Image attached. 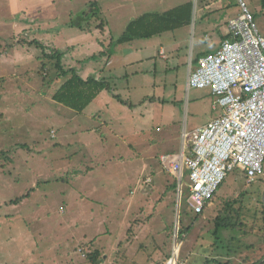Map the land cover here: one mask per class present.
Segmentation results:
<instances>
[{
	"label": "rangeland",
	"instance_id": "1",
	"mask_svg": "<svg viewBox=\"0 0 264 264\" xmlns=\"http://www.w3.org/2000/svg\"><path fill=\"white\" fill-rule=\"evenodd\" d=\"M158 1L163 4L159 6ZM190 1V23L144 39L141 43L146 46L134 52L133 60L139 62L127 68L128 77L111 83L116 95L130 101V108L108 97L110 104L92 103L77 113L47 102L44 96L15 94L16 89L27 87L30 77L7 82L12 93L0 94V148L8 151V158L0 154V264H89L85 254H79L81 247L104 253L100 264H161L175 244L182 264H238L239 257H252L264 246L255 235L244 236L236 229H219L215 235L212 222L222 207L236 201L233 208L242 209L247 227L261 229L264 174L247 184L239 170L230 172L203 214L197 216L188 204L187 171L180 193L178 186L175 191L170 188L176 179L160 163L162 155L181 152L185 133L190 145L192 132L220 112L212 109L216 98L209 89L187 90L186 84L189 66L196 65L192 60L200 52L218 49L219 35L214 28L225 14L214 9L202 14L196 10L202 0ZM90 2L93 0H60L63 15L69 13L61 19L82 21ZM98 2L108 26L106 37L98 35L93 28L96 23L91 22L89 31L81 34L73 28L75 35L58 45L97 74L106 58L88 57L97 52L104 38L107 53H117L118 45L109 46L110 39L119 37L130 21L145 12L162 13L175 4L173 0ZM245 2L264 37L259 0ZM19 33L20 37L10 38L11 34L6 41L20 40L26 43L24 52L40 57L42 49L32 41L43 34L21 30L13 34ZM157 41L175 42L177 51L168 60L150 58L156 54L152 45ZM119 56L132 60L124 53ZM40 58H27L26 68L33 69L34 83L51 97L63 78L54 77L58 72L53 65ZM37 60L47 67L42 73L35 71L41 65ZM135 71L138 75L132 76ZM44 73L49 74L48 82ZM134 81L136 87L131 86ZM184 227L190 231L179 240L178 230ZM250 244L254 250L246 247ZM246 259L249 264L250 258Z\"/></svg>",
	"mask_w": 264,
	"mask_h": 264
},
{
	"label": "built area",
	"instance_id": "2",
	"mask_svg": "<svg viewBox=\"0 0 264 264\" xmlns=\"http://www.w3.org/2000/svg\"><path fill=\"white\" fill-rule=\"evenodd\" d=\"M234 1L239 13L227 22L226 38L214 53L189 66L186 84L187 90L209 89L216 98L212 108L220 112L192 132L190 145L188 134L183 135L179 154L160 157L180 193L187 171L188 204L194 214L202 213L230 172L239 170L247 184L264 174V37L245 0ZM178 250L175 244L164 264H182Z\"/></svg>",
	"mask_w": 264,
	"mask_h": 264
},
{
	"label": "crops",
	"instance_id": "3",
	"mask_svg": "<svg viewBox=\"0 0 264 264\" xmlns=\"http://www.w3.org/2000/svg\"><path fill=\"white\" fill-rule=\"evenodd\" d=\"M65 1H68V0H65ZM94 1L98 2L99 0H93V2ZM142 1L148 2L149 0H142ZM173 3L175 4H173L171 8H169L166 11L180 7L181 5H185L187 3L192 4L190 0H183L181 2L180 0H173ZM157 4L161 6L163 3L162 1H158ZM66 6L67 4L64 3V7ZM100 7H101V14H103L104 9L101 5ZM233 7L235 8L233 9ZM61 9H62V6L60 3V0H0V94L4 93L5 95H7L8 92L9 94L12 93L11 91L12 89L9 88L11 83L8 84L7 82L13 81L14 79H20V80L25 81L27 78L29 77L31 78L30 75H32L33 69L26 68L27 63H28L26 59L27 58L38 59L41 57V56L40 57L36 56V54L34 56L31 52H28V53L24 52L23 49L25 46L23 45H25L26 43L24 44V42L20 40H17V41L12 40L11 42L6 41L7 39L6 37H8L11 34L13 36L12 37L9 36L10 38L20 37L19 36L20 33L14 36L13 33H15L16 30H21V33H25L26 31L31 33L34 31L35 33L38 34V36L43 34L42 38L40 37L38 41H35V40L34 41L39 43L41 46L45 47L46 53H49L51 49H56L62 52L64 55L62 63L65 69H74L77 72L78 76H80L83 80L93 77L96 80H104L111 84L113 83V81L115 82L117 80L127 78L128 77L127 68L139 62L137 59L133 60V54L136 51L137 52L141 51V49L146 46V44L141 43L143 39L134 40L126 44L118 45L117 48H119L120 50L119 52L113 53L110 56H104L106 58V63L103 69L100 70L99 74H97V72L94 69L91 70V67H88L81 60H76L75 58H72V56L68 54L67 52L69 49L66 48L65 51L60 50L58 47L59 43L66 39H70L72 36L75 35V33H73L75 32L73 31L74 29L68 26L70 21L68 20L64 21L61 19V16H68L69 13L63 15V12ZM64 9L66 10V8ZM212 9H214V11L218 14H221L224 12L226 16V18H224L225 16H223L217 23V27L214 28V31L219 35V45H220L221 41L224 40L225 39L224 37H226L227 35V22L230 19L236 17L239 13V10L234 0H202L196 6L197 12H200L202 14H204L205 11H210ZM145 13H158V12H145ZM228 13L230 14L228 15ZM93 28L95 29V26ZM105 28L108 31V26H106ZM180 28H177L174 31H177ZM95 30L98 32L97 29ZM174 31H171V32H174ZM82 32L84 31L78 30V33L82 34ZM166 33H170V32H165L159 36H162ZM98 35H99V32H98ZM106 40H103L105 41V44H107ZM97 47H98L97 52H92V54L88 57V59H96L93 57L103 51L100 43L97 45ZM62 48H65V47L62 46ZM174 49H175V42L170 43V44L169 43L163 44L162 41L161 42L157 41L156 44L152 45V50L155 51L156 54L155 55L151 54L150 58H159L163 60H168L169 54L174 55L175 51H177ZM122 53L126 55L124 57L131 56L132 60L126 61L124 60L125 58L123 57L122 58L120 56L117 57L119 54H122ZM206 54H210V53L200 52V54H198L195 57V59L192 60V63L196 62L199 57L206 55ZM38 62L39 64L42 65V61H38ZM40 67L38 68L39 70H35V71L40 73L39 72ZM45 69H47L46 66H45ZM19 70L21 72H19ZM167 70H168L167 68H164L165 72ZM123 71L125 73H123ZM188 74H189V68H188ZM44 75L47 76V74L45 73ZM137 75H138V71H135L132 76H137ZM48 76L45 77L44 79H47ZM56 76L57 75H55L54 77ZM30 78L29 80H27L29 81V84H27V87L16 89V91H14L15 94H19V95L25 94L26 95L27 94L26 92H28L31 95L37 94L38 96L46 97L45 100H47V102H50V103L55 102L52 99V96L47 97L46 93L41 92L42 90L39 89V83H36V84L34 83V80L36 81L35 78H31V79ZM187 79H188V75H187ZM46 81L48 82L49 80L47 79ZM46 81L45 80L42 81L44 83L42 85L44 86V88H45V83H47ZM131 86L136 87L137 82L134 81L133 85ZM131 86H129V84L127 83L128 89L131 88ZM108 97H110L114 101V99L111 97L109 93H107L106 91H103L97 96V98L92 103L104 102L105 104H108V103L110 104L109 102L110 100ZM92 103L90 105H92ZM6 108H8V106ZM212 119L213 118H211L210 120ZM86 121H89V117L86 118ZM51 136L55 138L53 133ZM7 152L8 151H6L5 149L0 148V154H3L2 157L6 158ZM231 240L233 241V238ZM246 247L254 250V245L252 244L247 245ZM263 247L261 248L259 247V250H258L259 252L258 253L254 252V255H252V257L250 256L245 257V259L250 258L249 260L251 261L249 262V264H253L255 262H258L257 264H262V262L264 261V254L262 253ZM226 256L229 259L231 255L227 254ZM241 259H244L243 256L239 257L238 264H241ZM230 263L231 261L229 262L227 261L226 264H230Z\"/></svg>",
	"mask_w": 264,
	"mask_h": 264
},
{
	"label": "trees",
	"instance_id": "4",
	"mask_svg": "<svg viewBox=\"0 0 264 264\" xmlns=\"http://www.w3.org/2000/svg\"><path fill=\"white\" fill-rule=\"evenodd\" d=\"M262 10L264 11V0H259ZM192 4L187 3L181 5L180 7L174 8L172 10L166 11L164 13H145L140 15L136 19L130 21L124 32L117 38H111L109 46L112 45H122L134 40H144L155 36H159L165 32L174 31L177 28L188 25L190 23L192 15ZM83 20L70 21L68 26L72 28H77L80 31L89 30L92 27L91 22H95V29L98 30L99 35L106 37V22L102 19L101 7L98 2H90L86 5V11L83 13ZM86 19V20H85ZM226 38V37H224ZM223 38V39H224ZM103 40H106L105 38ZM40 49H42L41 60H47L53 65L57 73L58 78H63V82L60 87L56 90L52 99L77 113H83L86 108L97 98V96L106 91L111 95V97L124 107H131L130 101L124 100L119 95H116L115 90L110 83L104 80H96L90 77L83 80L78 76L74 69H65L62 60L63 53L56 49H51L49 53H46V48L41 46L39 43L33 41ZM105 41L101 42L103 51L95 55L93 58L110 56L107 53L105 47L103 46ZM50 50V49H49ZM45 70V64L42 61L40 67V73ZM244 176V175H243ZM177 182L175 181L170 187L172 190H176ZM215 197V196H214ZM213 197V198H214ZM209 204V203H208ZM207 204V205H208ZM236 201L229 202L222 210L217 213V216L212 220L214 223L215 235H217L219 229H236L244 236L255 235L264 244V226L258 229L255 226L247 227L246 223L242 220V209L238 208L234 210L233 205ZM205 206V208L207 207ZM204 208V209H205ZM202 213L196 214L201 216ZM262 221L264 223V211H261ZM190 231L189 227L179 228L178 239H184L185 235ZM229 251H231L229 249ZM85 254L86 260L89 264H100L103 261L104 253L100 250L95 249L93 251H86L83 247L80 248L79 254ZM169 258L166 256L163 258V263ZM250 261V260H249ZM255 262L253 264H257ZM159 264V263H158ZM241 264H248V260L244 259ZM264 264V261L262 262Z\"/></svg>",
	"mask_w": 264,
	"mask_h": 264
}]
</instances>
